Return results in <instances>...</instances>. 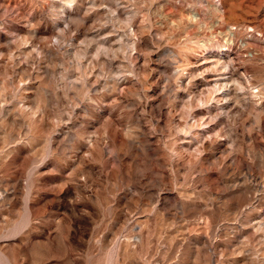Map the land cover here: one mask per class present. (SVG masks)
I'll use <instances>...</instances> for the list:
<instances>
[{"label": "rangeland", "instance_id": "obj_1", "mask_svg": "<svg viewBox=\"0 0 264 264\" xmlns=\"http://www.w3.org/2000/svg\"><path fill=\"white\" fill-rule=\"evenodd\" d=\"M0 264H264V0H0Z\"/></svg>", "mask_w": 264, "mask_h": 264}, {"label": "bare ground", "instance_id": "obj_2", "mask_svg": "<svg viewBox=\"0 0 264 264\" xmlns=\"http://www.w3.org/2000/svg\"><path fill=\"white\" fill-rule=\"evenodd\" d=\"M194 18H195V16L193 15L192 18H191V19H193V20H191V19H190V20H191V21H194ZM250 30H251V29H250ZM228 32H229V31H228Z\"/></svg>", "mask_w": 264, "mask_h": 264}]
</instances>
